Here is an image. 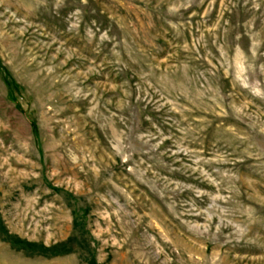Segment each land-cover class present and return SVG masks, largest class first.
Instances as JSON below:
<instances>
[{"label": "rangeland", "instance_id": "374dc122", "mask_svg": "<svg viewBox=\"0 0 264 264\" xmlns=\"http://www.w3.org/2000/svg\"><path fill=\"white\" fill-rule=\"evenodd\" d=\"M0 264H264V0H0Z\"/></svg>", "mask_w": 264, "mask_h": 264}]
</instances>
